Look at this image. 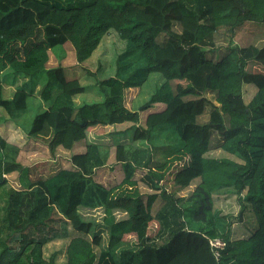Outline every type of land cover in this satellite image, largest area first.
I'll list each match as a JSON object with an SVG mask.
<instances>
[{
    "label": "trees",
    "instance_id": "16d2710c",
    "mask_svg": "<svg viewBox=\"0 0 264 264\" xmlns=\"http://www.w3.org/2000/svg\"><path fill=\"white\" fill-rule=\"evenodd\" d=\"M261 21L264 0H0V106L20 116L42 86L49 105L28 135L46 138L52 156L60 146H85L71 154L70 166L32 179L0 132V192L12 172L24 182L8 190L3 217L0 211V264H58L60 251L47 257L45 247L68 236L64 224L72 230L65 264H264V45L234 43L247 22ZM110 29L127 41L117 73L99 80L103 101L77 106L74 97L89 87L67 77L60 63L48 67L49 50L70 43L84 62ZM219 34L229 37L220 55ZM153 72L163 82L140 109L129 108L127 90L140 88ZM19 79L14 96L3 98V83ZM245 84L257 87L248 103ZM157 103L164 108L152 109ZM141 110L148 111L144 124ZM125 123L133 139L148 146L119 142L116 161L127 184L144 171L140 180L154 191L146 197L95 178L109 153L86 142L88 130ZM215 135L218 146L239 160L208 155ZM197 178L189 196H177ZM226 190L238 196L239 222L255 219L250 234L234 237L233 215L215 209V196ZM160 197L165 208L153 214ZM96 208L103 209L100 221L82 212ZM153 220L159 224L154 235ZM214 238L225 242L218 256Z\"/></svg>",
    "mask_w": 264,
    "mask_h": 264
},
{
    "label": "rangeland",
    "instance_id": "374dc122",
    "mask_svg": "<svg viewBox=\"0 0 264 264\" xmlns=\"http://www.w3.org/2000/svg\"><path fill=\"white\" fill-rule=\"evenodd\" d=\"M264 21L261 22H247L243 28H241L236 36L234 37V43L239 46L255 44L257 46L264 45ZM174 30L180 31L181 26L179 23H175ZM166 34L163 35L165 37ZM216 53L219 55L225 51L228 44L229 37L223 34H219L215 39ZM127 41L121 38L115 29H110L106 33L99 46L93 52V54L84 62L79 63L76 58V52L72 44L66 43L63 47H55L56 49L50 51V60L48 67L56 66L59 63L66 66V76L69 78H79L82 85H85L88 90L84 93H80L74 97L75 104L80 106L83 103H93L103 101L104 95L99 87V80L115 76L118 70V58L126 50ZM252 65V64H251ZM249 65V66H251ZM257 66L262 67L260 64ZM4 75H2L3 77ZM46 80V79H44ZM163 82V76L160 72L151 73L149 79L139 88H131L126 92V104L133 110H138L140 107L149 100L151 95L157 90L160 84ZM4 96L8 98L10 95L7 91L12 87L11 85L4 82ZM39 87L37 95L29 97L28 107L26 110L21 112L20 116L11 117L12 121H6V117L10 116L4 107L0 106V132L6 136L8 141L16 147L14 149V159L29 167V178H45L51 174L57 172L63 167L70 166V157L73 152L83 151L85 149L84 144H78L74 150H66L63 147L57 149L56 155L52 156L46 138H35L28 135V131L31 127L34 117L44 111L49 103L42 99L40 96ZM257 87L255 84H245L243 86V95L245 101L248 103L254 94L256 93ZM211 96V94H208ZM152 110V109H151ZM148 111L141 110V124H144V120ZM8 114V115H7ZM208 118L207 113L200 118V120L206 121ZM129 123L121 125H107V126H96L90 128L87 134L86 142L98 143L103 149L109 153V159L106 166H102L96 169L95 178L97 181L105 184L106 186L121 185L118 191L129 193L133 195L143 194L145 197L149 193L154 191L150 189L143 181L141 176L144 173L142 169H138L136 172L135 179L132 184H127L124 181V172L121 163L116 161V145L119 142L127 143L140 148H145L148 144L142 140L135 141L133 139V130L130 129ZM130 129V130H129ZM217 137V138H216ZM218 136L215 135L214 146L209 151L208 155L213 157H230L235 160H239L238 157L223 151L217 143ZM9 183L4 186L0 192V211L1 216L5 215L4 207L5 200L7 199L8 190L11 187H18L22 182L20 180V173L15 171L8 175ZM199 179H195L190 186L187 188L177 191V196H189L194 190ZM170 191L175 189L174 184L168 185ZM215 209L226 214L233 215V231L234 237H243L250 234L253 226L255 225V219L251 217L244 218V222H239L238 212L240 205L238 202V196L232 191L226 190L225 193L215 196ZM164 209V201L160 197L153 205L152 212L156 214L160 209ZM84 216L88 219L92 218L96 221L102 220L103 209H83ZM159 224L157 220H153L150 223L149 233L154 235L158 230ZM61 229L67 231L68 236L65 238H56L49 242L45 247V255L48 257L54 251H60L57 263L65 264L66 262V247L69 239L72 235L71 227L67 224L61 226ZM8 235V231L5 230L1 234V240H5ZM107 236V235H105ZM127 240L135 243L136 237L134 235H127ZM165 238H158L155 242L158 245L164 243ZM107 240L103 241V247L107 244ZM2 247V245H0ZM132 246V245H129ZM0 247V250H1ZM97 248V250H100Z\"/></svg>",
    "mask_w": 264,
    "mask_h": 264
},
{
    "label": "crops",
    "instance_id": "0c3cea01",
    "mask_svg": "<svg viewBox=\"0 0 264 264\" xmlns=\"http://www.w3.org/2000/svg\"><path fill=\"white\" fill-rule=\"evenodd\" d=\"M50 51L51 50H49V53H50ZM66 67V66H65ZM23 81H24V79H19L18 80V82L15 84V85H11V89L10 90H8L7 91V94H9L10 96L7 98V99H11L13 96H14V93L16 92V88H17V85H19V84H22L23 83ZM7 83V82H6ZM4 84V83H3ZM8 84V83H7ZM10 85V84H9ZM40 87V86H39ZM39 87H38V89H39ZM4 87H3V96H4ZM164 106H165V104L164 103H157L152 109H162V108H164ZM8 115V114H7ZM147 115V114H146ZM6 119V121H12L13 122V120L11 119V117L10 116H8V117H6L5 118ZM11 142V141H10ZM61 147V146H60ZM60 147H58V148H60Z\"/></svg>",
    "mask_w": 264,
    "mask_h": 264
},
{
    "label": "built area",
    "instance_id": "2783aa9c",
    "mask_svg": "<svg viewBox=\"0 0 264 264\" xmlns=\"http://www.w3.org/2000/svg\"><path fill=\"white\" fill-rule=\"evenodd\" d=\"M210 244L213 247L215 255L218 256L220 254V249H223L225 246V242L221 239H210Z\"/></svg>",
    "mask_w": 264,
    "mask_h": 264
}]
</instances>
